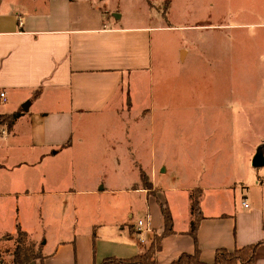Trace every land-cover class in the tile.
I'll list each match as a JSON object with an SVG mask.
<instances>
[{"label": "crops", "instance_id": "0c3cea01", "mask_svg": "<svg viewBox=\"0 0 264 264\" xmlns=\"http://www.w3.org/2000/svg\"><path fill=\"white\" fill-rule=\"evenodd\" d=\"M36 2L0 0V7L12 5L15 13L0 15V93L6 94V101L0 99V115L22 112L13 127L0 135V149L6 151L0 159V209L10 204L20 217L6 230L1 228L0 237L17 234L19 225L32 241H39L45 260L29 264H101L107 258L130 259L148 250L155 235L163 233L165 206L172 216L173 233L162 238L157 264H172L197 249L202 262L213 264L219 249L232 252L264 241V177L252 171V165L245 167L233 191L225 176L215 175L201 187L189 182L161 187L168 173L167 161L164 157L157 160L156 150L137 139L128 151L132 158L128 176L124 173L108 180L104 171L93 169L111 148L104 141L109 129H101L96 141H84V132L77 140L76 115L84 117V122L91 116L105 120L135 108L140 90L152 76V33L156 28L124 23L117 13L91 15L90 5L79 0H46L41 9ZM229 6L224 13L210 14L215 27L222 31L226 27L257 28L264 37V0H230ZM180 51V59L185 61L190 52ZM161 101V96H146L145 109L134 115L141 114L152 126H160L155 112L161 113L163 107L155 102ZM74 173L79 183L75 193L84 196L79 212H84L87 222L86 215L93 210L90 206L98 201L108 215L102 221L90 220L86 226L78 219L72 222L74 208L67 199L73 194ZM194 191H201L197 245L190 235V195ZM229 194L232 203L224 198ZM36 197L55 199L40 201L39 210L53 214L49 226L36 216ZM28 209L35 217L26 224ZM77 212L75 208L74 214ZM139 221L151 229L144 233V243L138 235ZM46 246L53 249L43 253ZM254 264H264V243L257 249Z\"/></svg>", "mask_w": 264, "mask_h": 264}, {"label": "rangeland", "instance_id": "374dc122", "mask_svg": "<svg viewBox=\"0 0 264 264\" xmlns=\"http://www.w3.org/2000/svg\"><path fill=\"white\" fill-rule=\"evenodd\" d=\"M36 1L40 9L44 8L46 0ZM79 2L90 5L88 11L91 15L101 13L112 16L117 13L124 17V23L156 28L152 33V76L147 84L144 83L146 88L140 90L141 99L136 100L135 108L128 107L131 111L117 112L116 118L105 120L91 116L84 122V117L76 115L77 140H81L84 132V141H96L101 129H109L105 130L104 141L111 148L93 169L97 173L104 171L108 180L112 176L129 173L127 165L132 160L128 154L130 143L140 139L153 151L156 150L157 160L164 157L167 161L168 173L160 182L161 187L184 186L187 182L201 187L208 185L215 175L225 176L232 191L236 190L245 167L252 165V154L259 148L264 152V37L258 35L263 31L240 27H226L222 31L215 27V23L209 21L210 14L219 15L227 11L230 0ZM13 10L12 5L4 4L0 7V15L10 17L15 14ZM166 26L172 28L163 29ZM215 29L219 32L212 31ZM181 48L190 52L185 61L180 59ZM150 94L153 99L161 96L162 101L155 102L164 111L155 112L160 126H152L141 114L134 115L142 107L145 109L146 96L150 97ZM6 126L2 124L0 130H7ZM0 135L4 134L0 131ZM5 152L0 149V159ZM251 169L264 177V167ZM73 181V194L67 200L70 207L77 208L78 212L75 215L72 209V222L74 220L75 224L78 219L86 226L90 220L100 222L108 216L95 201L90 206L92 214L88 212L85 222L84 212H79L84 206V196L75 193L79 190L75 173ZM226 197L233 202L231 194ZM51 200V197L35 198L36 216L47 220L48 226L53 222V214L47 210L40 211L39 207L40 201ZM34 217L35 212L32 214L28 209L24 216L26 224ZM16 218L20 219L12 210V205L7 204L0 209V235L1 228L6 230L15 224ZM137 218L138 215H135L134 220ZM51 233L57 234L54 227ZM17 240L16 233L0 237V264H13L14 257L10 254L15 253ZM39 244V241L30 238L25 240L22 247L31 249L26 256L43 255ZM51 249L52 246H46L43 253Z\"/></svg>", "mask_w": 264, "mask_h": 264}, {"label": "trees", "instance_id": "16d2710c", "mask_svg": "<svg viewBox=\"0 0 264 264\" xmlns=\"http://www.w3.org/2000/svg\"><path fill=\"white\" fill-rule=\"evenodd\" d=\"M22 116V112H15L11 115H0V124H6L8 130H10L15 122ZM200 198L201 191H194L190 195L191 199V216L192 220L190 223V235L193 237L196 245L197 231L199 227L201 216L200 208ZM162 214L165 220V229L161 235H155V239L151 247L136 255L130 259H117V258H107L101 264H157L156 253L161 249V240L164 236L173 233V222L170 211L167 207L162 206ZM17 248L14 253L13 264H29L34 260H41L43 262L45 259L40 253L33 255L31 257L26 256L31 249L22 247L23 242L29 239L26 232H24L21 227L17 226ZM264 243V241L259 242L254 245H249L245 247L236 248L233 252L225 249H219L216 252L215 261L213 264H254L255 255L258 247ZM24 256V257H23ZM26 256V258H25ZM172 264H207L200 260L198 249L192 255L183 254L178 260L174 261Z\"/></svg>", "mask_w": 264, "mask_h": 264}, {"label": "built area", "instance_id": "2783aa9c", "mask_svg": "<svg viewBox=\"0 0 264 264\" xmlns=\"http://www.w3.org/2000/svg\"><path fill=\"white\" fill-rule=\"evenodd\" d=\"M0 99H2L3 101H6V94L5 93H0ZM6 129L4 128V129H1V132L3 133V134H6ZM244 205L246 206V207H248V205H247V203H245L244 202ZM138 235H139V238H140V242L141 243H144L145 242V237H144V233L146 232V231H151V229L150 228H146V227H144V222L143 221H139V223H138Z\"/></svg>", "mask_w": 264, "mask_h": 264}, {"label": "water", "instance_id": "95a60500", "mask_svg": "<svg viewBox=\"0 0 264 264\" xmlns=\"http://www.w3.org/2000/svg\"><path fill=\"white\" fill-rule=\"evenodd\" d=\"M252 166L254 168L264 167V152L259 148L252 159Z\"/></svg>", "mask_w": 264, "mask_h": 264}]
</instances>
